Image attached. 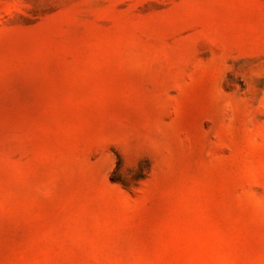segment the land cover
I'll return each instance as SVG.
<instances>
[{
    "label": "rangeland",
    "instance_id": "374dc122",
    "mask_svg": "<svg viewBox=\"0 0 264 264\" xmlns=\"http://www.w3.org/2000/svg\"><path fill=\"white\" fill-rule=\"evenodd\" d=\"M0 264H264V0H0Z\"/></svg>",
    "mask_w": 264,
    "mask_h": 264
}]
</instances>
